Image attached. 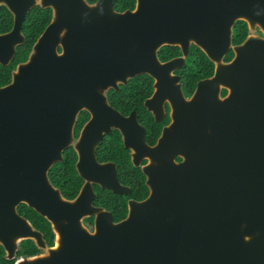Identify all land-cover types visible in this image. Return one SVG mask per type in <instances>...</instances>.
Wrapping results in <instances>:
<instances>
[{
  "label": "water",
  "instance_id": "95a60500",
  "mask_svg": "<svg viewBox=\"0 0 264 264\" xmlns=\"http://www.w3.org/2000/svg\"><path fill=\"white\" fill-rule=\"evenodd\" d=\"M2 5L14 16L12 29L0 33L3 66L25 42L27 13L37 5L54 11L28 59L0 87V245L7 259L16 258L21 240L33 239L43 254L16 264H264V112L248 111L243 75L233 77L224 61L237 21L264 27V0H138L135 11L121 14L85 0ZM190 43L212 60L214 75L198 82L190 100L178 86L179 98L169 99L172 123L156 146L136 142L106 92L148 73L159 95L175 67L160 62L159 49L180 46L187 54ZM222 89L230 92L222 97ZM84 109L93 118L75 144L82 176L113 127L124 134L137 167L143 157L150 160L143 167L149 197L131 202L118 223L92 206L90 187L70 201L49 180V168L74 143ZM114 189L124 192L118 184ZM21 203L50 220L54 246L17 213ZM92 214L91 232L83 219Z\"/></svg>",
  "mask_w": 264,
  "mask_h": 264
},
{
  "label": "flooded vegetation",
  "instance_id": "af4514ba",
  "mask_svg": "<svg viewBox=\"0 0 264 264\" xmlns=\"http://www.w3.org/2000/svg\"><path fill=\"white\" fill-rule=\"evenodd\" d=\"M85 2L91 8H95L101 2H103L107 6H110L113 9V11L118 14L124 12H133L137 9V5H138V0H85ZM3 6L4 5H2L1 7ZM36 7H40L41 9H49L51 12L50 21L48 22L42 33L39 35L40 37L43 34V32L46 30L48 25L51 23L53 19L54 11L53 8H42L40 5H37L34 8ZM34 8H32L27 13L25 18ZM11 15L13 18V22H12V27H13L14 16L12 13ZM239 21L245 22L246 25L239 28H235V25L238 21L234 24L231 45L224 57V61L232 65L233 77L241 79L243 75L248 111L250 112L252 108V111H254V113H256L257 111L263 113L264 112V27L261 26L251 27L246 21L244 20H239ZM22 27H23V23H22ZM22 27H21V32L25 36ZM6 32H0V33H6ZM39 37L36 39V41L39 39ZM25 41H26V36H25ZM36 41L34 42V44L36 43ZM244 45H246L247 47L246 48L243 47V50H241L242 48L241 46ZM170 48H173L174 50L169 51ZM31 50L28 54V57L31 53ZM58 51L59 53L62 52L61 46L58 47ZM202 56H204L210 63L208 75H204V72H202L204 64L202 61L199 60L200 59L199 57ZM158 58L161 63L174 61L175 64L174 65L175 67L172 72V77H169L170 81H167L165 84H161L160 91H158L160 92L159 95L157 94L155 96L157 91L155 86L156 78L148 73H143L128 78L125 82L120 81V83L118 84V89L110 88L106 92V96L108 98V102L110 106L116 112H118L125 120L128 121L124 129L130 130L129 135H131L136 140V142H140L141 140H143L150 147H154L157 145L163 130L172 123L173 110L171 106V101H172L171 96H173L174 98L177 97L179 98L178 86H180L182 90V95L184 97L183 99L190 100L196 90L198 82L212 77L215 72V64L208 57V55L195 43H190L188 45L187 54L184 53L183 48L180 46L165 45L159 49ZM236 63L237 66H235ZM0 65L2 64L0 63ZM205 66L207 65L205 64ZM186 74L188 75L189 78L193 76L196 78V83L193 91H188L185 87L184 81L187 76ZM148 79H150V81ZM143 91H145L146 94L148 95L144 96L142 103H140V98L138 96V93L139 92L141 93ZM229 92H230L229 90L222 89L221 96L225 97ZM147 103H149V106L147 105ZM92 115L93 114L89 109H84L79 112L74 125V132H73L74 143L73 145L67 148V149L71 148L76 156L75 170H76V175L78 177V181H77L78 191L74 194L69 193L65 189H63V187L55 185L52 182V180H50V177L49 180L53 185V187L58 189L61 192V195L66 200H70V201L77 199L83 189L87 190V188L90 187L94 194L92 199V206L94 208L102 209L103 211L110 213L112 215V220L115 223H118L127 217L131 202H141L149 197L150 188L147 184V176L143 171V167L148 165L150 160L146 157L142 158V156H140V158L142 159L140 161V165L137 167L133 162L132 149L126 147L125 145L124 134L119 128L113 127L109 133L103 135L99 144L96 146L95 160L97 161V163L91 164L88 167L86 166L84 171V176H82V174L80 173L77 167V163L79 162L80 156L79 153L77 152L75 144L79 141L83 129L92 120L93 118ZM134 116L136 117L135 123L132 122ZM100 120L108 121V118L106 115H103L100 118ZM154 124L160 125V131L157 135L154 133L156 129L155 126H153ZM118 138L120 139L119 143L120 146L122 147V150H120L119 153L117 154L111 152L107 153V151H105V148L104 147L102 148L103 143L117 141ZM67 149H65L63 152V160L65 158L64 156L65 151ZM176 161L181 162L182 159L180 157H177ZM55 164L56 163H54L53 166ZM53 166L49 168L48 176ZM139 173H141L143 177L142 180H140ZM117 184L122 188V191L124 192L120 193L114 189L116 188ZM21 205H26L30 209L34 210L38 215H40L50 224L51 231L54 236L52 245L48 243V240L45 238L44 233L41 230L35 228L32 222L25 216L26 214L22 213L19 210ZM17 213L22 218L27 220L34 229H36L43 235V238L46 241L48 247L54 246L57 235L53 229L52 223L47 217H44L37 210L28 206L26 203H21L17 206ZM96 219L97 216L95 214L88 215L83 219V224L89 231L92 232L94 231L95 228ZM25 241H32L37 247L38 252H36L33 255H18L21 249V244ZM0 246L4 250L3 257L8 261H13L14 262L13 264H16L18 258L37 256L43 254L44 252V250L38 248V246L36 245L33 239H23L20 241L19 248L16 253V258L13 260H9L6 258L5 248L2 245Z\"/></svg>",
  "mask_w": 264,
  "mask_h": 264
},
{
  "label": "trees",
  "instance_id": "16d2710c",
  "mask_svg": "<svg viewBox=\"0 0 264 264\" xmlns=\"http://www.w3.org/2000/svg\"><path fill=\"white\" fill-rule=\"evenodd\" d=\"M50 10L41 9L40 7L34 8L29 15L25 18L23 22L22 30L26 36V41L24 44L18 47L15 58L12 60L11 64L7 67L0 65V86H4L11 81L12 71L15 69L18 63L25 61L28 57V54L32 48V45L42 33L48 22L50 21ZM13 18L11 13L6 7L0 8V32L9 31L12 28ZM246 25L245 22L238 21L235 25V28H239ZM174 50L170 48L169 51ZM200 61L203 62V71L204 75L209 74V65L208 60L202 56L199 57ZM209 63V64H208ZM205 64L208 66H205ZM187 75V74H186ZM198 79V77H197ZM150 81V79H148ZM140 81V80H139ZM138 81V82H139ZM185 87L188 91H193L196 83V78L186 76L184 81ZM145 91L139 92L138 96L140 98V103H142L143 97L147 96ZM155 126L154 133L157 135L160 131V125ZM118 135V134H115ZM113 137V136H112ZM118 137V136H116ZM114 139V138H113ZM119 138L117 141L105 142L102 145V148H105L107 153L111 152L117 154L122 150V147L119 143ZM65 158L62 162L56 163L49 173L50 180L55 185L63 187L69 193H76L78 191V177L75 170L76 156L71 148L67 149L64 154ZM140 180H142V175L139 173ZM19 210L26 214L25 216L32 222L35 228L41 230L45 238L48 240L50 245L53 244V233L51 231L50 224L38 215L34 210L30 209L26 205H21ZM38 252L37 247L32 241H25L21 244V249L18 255H33ZM4 250L0 246V264H13V261H8L4 257Z\"/></svg>",
  "mask_w": 264,
  "mask_h": 264
}]
</instances>
